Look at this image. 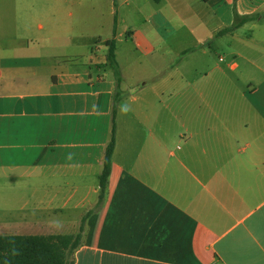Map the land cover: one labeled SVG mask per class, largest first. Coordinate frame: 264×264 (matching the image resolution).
<instances>
[{"label": "crops", "instance_id": "obj_1", "mask_svg": "<svg viewBox=\"0 0 264 264\" xmlns=\"http://www.w3.org/2000/svg\"><path fill=\"white\" fill-rule=\"evenodd\" d=\"M75 1L83 0H52L55 34L70 31ZM87 1L85 19L102 14L113 35L99 36L103 54L0 55L5 193L33 195L35 204L30 215L1 222L0 235L70 234L83 225L71 264H264V44H256L264 43V0L239 10L260 16L232 31L224 30L234 17L219 9L223 0H107L108 16L106 1ZM120 18L142 22L119 32ZM245 30L252 73L237 80L202 74L200 59H185L189 48L206 52L219 36ZM166 33L180 51L174 63ZM121 34L131 43L116 41L122 81L115 98L106 41ZM114 125L105 199L97 197L68 231L57 211L85 185L99 194Z\"/></svg>", "mask_w": 264, "mask_h": 264}, {"label": "rangeland", "instance_id": "obj_2", "mask_svg": "<svg viewBox=\"0 0 264 264\" xmlns=\"http://www.w3.org/2000/svg\"><path fill=\"white\" fill-rule=\"evenodd\" d=\"M104 1L106 2L101 3L104 7L102 12L108 16L107 0ZM259 2L260 0H243V2L242 0H234L233 3L225 6V1L223 0L218 7L220 9L224 6V10L228 11V15L234 17L235 11L247 10V8L257 5ZM87 4H89L87 0L75 1L70 31L55 34L53 32L55 27L51 25V21L54 19L52 0H0V55L6 58L39 59L40 56L51 58L55 54H66L69 58H86L91 56V54H103L106 48L104 43L99 41V36L105 38L106 36L113 37V35L107 26L104 27L107 19L102 14L99 17L94 16L85 19L86 17L82 15V9ZM125 20L120 18L119 32H123L124 28L128 26V28H132V26L139 25L142 22V19L125 18ZM39 22L44 24L43 29L38 27ZM145 25L147 23H144ZM164 36L167 37L169 45L167 50L168 58L170 63H174L173 58H176V52L178 51L176 46L178 45L172 40V34L166 33ZM249 37L250 31L248 30L240 33L239 38H232L230 35L219 36L216 45L206 44L204 46L206 52H202L199 48L194 50L193 53H190V41L187 40V48L189 49L186 51L187 56L185 59H200L202 61L200 66L202 74L226 73L237 80L238 76L247 74L249 70L252 73L253 66L249 68L246 61L247 56L251 52L244 44V40ZM115 38L120 48L131 43L130 40L127 41L125 39L127 38L126 35H117ZM257 43L264 44L258 41ZM183 54L179 53L177 58L179 57L180 59ZM251 56L256 60L261 58V55L256 51ZM220 57L223 59L220 60ZM233 63L238 64L237 68L231 67ZM217 66L221 67L222 70L218 69L219 67ZM106 74L112 77V69L109 68ZM237 84L245 89L249 88L248 83L241 80ZM7 175L8 173H3L0 170V225L8 216L14 217L23 212L30 215L33 212L31 208L35 205L33 195L12 193V190L5 193ZM14 179L13 177L11 180ZM94 182L97 184L98 179H95ZM87 188L88 186L86 185L81 187L77 194L73 195L72 199L66 202L63 207L64 200L59 201V206L62 208L57 213L65 222L66 230L68 231L75 232L78 229L80 218L90 205L97 200L98 193L87 192ZM60 197L66 198L68 195H60ZM20 207H24L26 210L19 211ZM37 212L46 216L50 211L42 209Z\"/></svg>", "mask_w": 264, "mask_h": 264}, {"label": "trees", "instance_id": "obj_3", "mask_svg": "<svg viewBox=\"0 0 264 264\" xmlns=\"http://www.w3.org/2000/svg\"><path fill=\"white\" fill-rule=\"evenodd\" d=\"M259 13L240 14L234 12V22L225 31H232L246 22L259 18ZM115 33V30H114ZM107 53L105 66H109L117 84L116 95L120 94L119 85L122 73L116 58L115 38L106 41ZM115 113V110L113 111ZM115 125L108 142L103 161V170L99 178L98 201L102 202L107 194L108 178L115 147ZM84 226L76 233L70 234H20L0 235V264H71L72 255L82 244Z\"/></svg>", "mask_w": 264, "mask_h": 264}]
</instances>
